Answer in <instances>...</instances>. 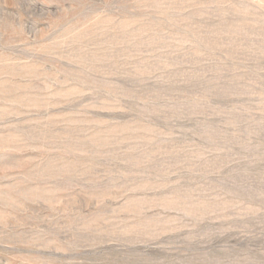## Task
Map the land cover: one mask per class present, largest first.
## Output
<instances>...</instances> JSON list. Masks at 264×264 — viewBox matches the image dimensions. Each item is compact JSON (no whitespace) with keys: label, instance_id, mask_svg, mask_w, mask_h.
<instances>
[{"label":"rangeland","instance_id":"rangeland-1","mask_svg":"<svg viewBox=\"0 0 264 264\" xmlns=\"http://www.w3.org/2000/svg\"><path fill=\"white\" fill-rule=\"evenodd\" d=\"M0 264H264V0H0Z\"/></svg>","mask_w":264,"mask_h":264}]
</instances>
